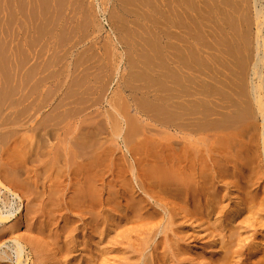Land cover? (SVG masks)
<instances>
[{"label":"bare ground","instance_id":"bare-ground-1","mask_svg":"<svg viewBox=\"0 0 264 264\" xmlns=\"http://www.w3.org/2000/svg\"><path fill=\"white\" fill-rule=\"evenodd\" d=\"M39 1L41 0H38V2ZM45 1H48V0H45ZM63 1H64V4L66 3L65 9H68V10L71 9L72 11L79 9L80 8L79 6H81V3L87 2L85 0H84L85 2H82L81 0V3L79 5L78 3L80 2V0H62L61 1L62 4H63ZM90 1H91V4H93V2H96L97 0L93 2L92 0ZM122 1L124 0H121L120 3H122ZM128 1L130 2V0ZM243 1L244 0H242V2ZM17 2H16V6H17ZM38 2L31 0V2L28 3V0H26L23 5H27L26 3H28L29 5L34 6V4L35 3L38 4ZM59 2L60 0L58 1V3ZM127 2L125 1V3ZM152 2H154V4L157 6V9H159V10H156V9L155 10L152 9V10L160 12V17L159 19L157 18L158 22L161 20L160 21L161 26L159 25L160 29H158L160 30V33H159L160 36L159 38L158 36L156 37L158 40L161 38V41L159 40L160 42H158L157 40V42L160 44L162 43L161 46H159L158 44V48H159L158 53L161 50V53H160L161 56L160 54L156 52V56L159 55L161 59V63H160L161 65L160 66L158 64H157L158 66L156 65V63H159L160 61L159 62L157 61L155 63L152 62L156 66V69L157 67L158 69L161 68V71L158 70L159 74L157 72V74L160 75V79L158 80L161 81V86H158L159 88L155 87L156 89L154 88L155 91H159L157 89H160V87L162 88L160 90V94H158L159 95L158 100L160 101L161 106L159 107L158 106L159 104L155 106L156 108L158 107L159 109L162 107L161 109L162 111L161 112L158 111L157 115H159V113H162L164 117L163 118L160 117V120H159L158 116L157 118L156 116H154L157 119V120H154L152 118L154 113L153 114L150 113V112H153V110L151 111L149 110L150 111L149 112L145 109L146 110L145 113L146 112L150 113L151 119L165 126L166 132H167V135H169V138H167V140L165 141L155 140L152 137H147L145 138V140H143V138H141L140 135L141 134L143 135L145 133H149V134L152 133V131L155 130L154 125L156 124L149 122L147 124L142 125L138 123L139 126H137L136 124L137 121H136L135 123L136 125L131 124L132 126L131 125L129 126V123H128L129 121L128 122H126V120L124 121L123 113L120 110H117L118 108L114 106L117 103H115L112 106L110 105L112 107L111 109L115 110V112H112L111 109L107 110L108 115L106 114L105 115L107 116L106 119H107V122L109 123V126L107 127V125H105L103 127L102 125V127L103 128L107 127L106 128L107 132L108 130L109 132H111V134L109 133L111 138H115V139L121 138V142L127 153L131 154L136 148H140V147L145 148V154L143 157L140 158L142 160L139 162V165H142V171H141L142 174L135 175L136 184H134L131 187V189L129 190L130 192L128 190H125L122 194H120V193H116V191L118 190H113V189L110 190L108 185L99 178L97 165L99 162L98 149L100 147V142H99L98 135H97L98 133H96V131L98 132V130H94L93 128L89 129L90 127L89 118H88L89 119L88 121L86 120L87 122H85V124L82 123L84 125H80L81 121H79L78 126H80V128L78 127V129L73 127V125H69L75 128L74 130H71L72 132H70L69 130L70 127L66 126L65 135L66 134L67 135L62 140H59V141L52 140L53 136H55L58 139L61 135V132L58 131L59 129L55 130L58 128V125L57 127H55L54 130L51 127L50 128L52 130L51 129L49 130V128L47 129L46 127L45 128L43 127L44 129H47L44 132L45 139L42 137L43 138L41 139L42 141L40 140L37 141L38 137L36 136V133L38 134V131L36 129L38 128V120L44 118L45 116L36 120L37 116H35L34 114L36 112L35 110H33L35 111L34 113L31 112L28 114V112H30V110L28 111V108L30 109L32 105L34 106L33 103L36 101V100L34 101L35 96H32L33 99L31 98L33 100V103H30L32 102V100L30 101L29 99L30 101L29 103L31 104V106L26 107L27 106L26 105L24 107V109L26 108L28 112H25L26 109L21 110L20 109L21 107H19L18 109H20V111L16 108L18 110L16 112L18 113V115H15V116H12L13 111H16V110H13L14 109L12 106L14 103V99H13L12 100L13 103L11 105L12 107H10L13 109H12V113L10 114L13 118L16 119V121L18 119L19 120L18 122H16L12 119L14 122H16L15 124L11 120L14 123L13 124L10 121V117H11L10 115L8 119L10 123L13 124V126L18 124L16 127L18 126L21 127L20 132L22 134L21 133L20 134L21 136H24V137H21L20 135H18L20 139L19 141L16 140L17 139L16 137L18 136L15 137L16 138L15 140L17 141L18 144H16V142L12 144L14 145V149L10 143L8 144V147L4 145L5 149H1L2 151L0 150V185H3L5 188H7L8 192L11 193L12 196H15V197L17 196L19 197V195L18 193H16L17 190L14 191V189L15 188L21 189L20 193L25 194V199L27 202L24 205L25 209L20 213L23 219H21L20 217V219H18L11 226H8V228H5V229L1 228L2 230H0V245L4 243L5 239H8V238L10 240H13L15 244L14 246L15 252L13 255L4 250H3L4 252H0V264H264V95L262 94V92L264 91H261L263 90L262 88H264V72L262 71V63L264 60L261 57L262 56L261 52H260L261 56H259L257 51H256L257 53L255 52L254 54L250 51L249 48H247L248 46L245 45L247 44V42L239 43L241 42L240 36L243 33L246 34V32H247L246 34L247 37L245 36V34L243 35L247 38L248 43H249L250 36H251L249 35L250 34L249 30L252 26L251 24L257 25L258 31L262 29L261 24L263 22H261L260 19L264 17V10L261 8L262 4L260 8L258 7L259 5L258 3H260L261 1L258 2V0H252V2H254L252 5L253 11L255 10L253 12L254 15L250 16V13L249 14L244 13L248 15V17L246 15L247 19L245 20L246 21L245 25L247 26V27L245 26L247 28L246 32H244L245 30L243 29L244 23L243 22L241 23V20H242L241 17L244 15V14L243 15L241 14L242 9H243L242 6H244L243 4H241V0H131V3H128L129 5L127 4L126 5L128 6V8L130 7V5L131 7H133L131 9L132 10L131 12H133V10L135 11L137 10V12L145 11V13H147V16L149 17V13L151 11L148 13L147 10H149L151 7L153 8V6H151L153 4ZM5 3H7V1L4 2V7L6 6L7 8V5H5ZM18 3H21V2L19 1ZM54 3L52 2V4ZM42 4H44V2ZM42 4L40 5L39 3L41 7H44ZM91 4L90 6H93ZM245 4L247 5L248 2ZM20 5L19 7L21 9ZM263 5H264V2H263ZM33 6L31 7V10L29 8L30 14H33V12L35 11L34 7H36V9L38 8L37 6H34V7ZM50 6L52 7L51 4ZM56 6L53 7L52 10H50L51 7L50 8L48 7L49 12H57V10L61 6L60 7L59 6L56 7ZM63 6L61 7V9H64ZM247 6H249V4ZM247 6H244V8ZM26 7L28 8L29 6H26ZM26 7L25 6L23 7L25 8V11H26ZM118 7H121L122 9V6H119V4H118ZM32 8L34 9V11H32ZM55 8L56 9L58 8V9L56 11L55 10L53 11V9ZM20 9L17 11L22 12L20 11ZM61 9L59 10L62 11ZM110 9L112 13L114 8L110 7ZM125 9L128 10L127 8ZM125 9L123 8L124 12H126ZM249 9H246V11L248 12ZM6 10L7 9H5V12ZM39 10L45 11V8L44 9L40 8ZM48 10L46 9V11ZM83 10H85V7ZM25 11L24 13H22V15L24 14L23 16L27 14V13L25 14ZM72 11H71V14L74 15ZM86 11L89 12L90 9L89 11L88 10ZM76 12L78 13V10ZM238 12L242 16H240ZM36 13L38 15V11ZM40 13H44L45 15L48 14V12L45 13L43 11H40ZM63 13L64 12H62L61 14ZM141 13L139 12V13H136L135 15L139 14V17L140 16L144 17V15L142 16ZM28 14L25 16L27 18L26 20H29L31 19L30 17H32V16H29L30 14L29 15ZM53 14L55 15L56 13H53ZM61 14L59 16H61ZM112 14H114V12ZM68 15H70V13ZM78 15L76 16L75 14V17H78ZM84 15H85L84 18L86 20L83 18V15L81 16L84 19L83 21L85 22L87 21L86 17H89V16H86L88 14H84ZM89 15H91L92 17V18L90 17L91 21L94 22L95 17H94V20H92L93 15L92 14H89ZM117 15L118 13L115 15V18L118 19L119 17ZM40 16L38 19H42V17L40 18ZM113 16L114 15H111V17ZM147 16L144 17L145 21L146 19L150 18V17L148 18ZM150 16H153V13L152 15L150 14ZM25 17L23 18L20 17V18L25 19ZM45 17H43V19ZM123 17H125V15H123ZM153 17H154L153 20L156 23V20H155L156 16H153ZM20 18H18V21ZM51 18L53 19V17ZM71 18H74V17H71ZM71 18L69 16V18L67 17L66 20H69ZM82 18L79 21H77L78 20L77 18L76 21L79 22L78 24H80V22L83 23V21H81ZM135 18H134V21H135ZM52 19L50 20V18H48V20L50 21H52ZM60 19H58V21ZM62 19H64V17ZM123 19L126 20V17ZM151 19L152 18H150L149 20ZM244 19L242 21H244ZM42 20H38V22L36 21L37 24ZM48 20H46L47 23H48ZM66 20L65 22H67ZM137 20L139 21V19H136V21ZM24 21L22 20L20 22H24ZM30 21H32V19L29 20L28 22L30 23ZM54 21H57V19ZM54 21L52 23H54ZM70 21H73V20H70ZM116 21L119 22V20H116ZM116 21H114V23ZM238 21L240 22L237 23ZM5 22H7V19ZM20 22H18L19 23L18 26L20 25ZM28 22L25 23L27 24V26H28ZM34 22L35 21H33V23ZM124 22L126 26L127 23L126 21ZM137 22H134V25L135 23L137 24ZM139 22H141V25H139V27L143 25L147 26V24H143L144 23L143 21H139ZM33 23L31 27H29L30 26L29 24L28 26L29 29H34ZM41 23L43 22H40L38 25L36 24V26H39ZM97 23L96 22L95 24L92 23V25L94 24L93 27L96 26ZM119 23H123V22H119ZM150 23L153 24V22H150ZM23 24L21 23V25L23 26L22 29L25 28ZM44 24L45 23L41 25L43 30L46 28V26L44 27ZM67 24L70 25V22ZM52 25L50 26L49 24L50 27L54 28L56 23H54L53 26ZM63 25L61 26L62 28H63ZM76 25L74 26V23H73V25L71 24L70 26H72V28L73 27L77 28ZM87 25H88V22H87ZM18 26H17V29H19ZM84 26H86V23L84 24ZM114 26L116 27L117 25L114 24ZM121 26H119V28ZM127 26L124 27V24H123V27H121V29L125 28V30L123 29L122 30L130 31L131 29L130 30L126 29ZM135 26L131 28L135 29ZM145 26L142 28L143 30L141 28L140 29L137 28L135 30L137 31L141 30L144 32ZM50 27L49 29L47 27L46 34H52V31L55 30V29H50ZM79 27L81 28L83 27V25L82 26L79 25ZM93 27L92 29L95 28ZM136 27H138V25ZM148 27H146L145 29L146 32H148L147 30H152V28L150 29V26ZM35 28L37 29V27ZM42 28L38 27L43 37L44 35L43 33H45V30L42 33L41 31ZM87 28H86V31H87ZM65 29L67 30V27H65L62 30H65ZM134 29L132 33L137 34L136 36L142 38L141 40L144 41V39L145 40H148V38L151 39V37L145 36V32H144V36L146 38L141 37V35L138 36V32L134 33L135 31ZM238 29H240V32L241 30L242 31L244 30L243 33L241 32L242 34H239ZM25 30H26L27 36L25 35L26 39L23 37V40L24 39L27 40V37H29L31 34L34 38L33 39L34 41L35 40L39 41V39H41V35L39 36L40 37L39 39H36L37 34L38 33L40 34V32L38 33L35 32L36 34H34L33 33L34 30H32L33 32L30 31L31 32L30 34V33H27L28 29L25 28ZM49 30H51L50 31L51 33L48 32ZM59 30H58V33H60ZM4 31L6 32V29ZM84 31H85L84 29L83 31L82 29L80 31L83 33V36L85 34ZM90 31H94V30H91L90 28ZM66 32L67 31H65V33ZM75 32L76 31H72V33L74 34V37L77 35L76 34L77 32L76 33ZM151 32L155 33V30H152ZM69 33L67 37L65 36V38H67V40L65 41H68V38L69 40L73 39L71 38L73 37L71 36L72 34L69 35ZM86 33H89V32H86ZM129 33L130 32H128L127 34ZM22 34L24 36V33ZM17 35H19L18 30H17ZM34 35H36L35 36L36 38L34 37ZM61 35H60V38L58 35H56L57 38L55 37V39L57 40V43L55 42L56 41L55 39L53 41L54 43H56V45L58 43L62 44L60 43L61 41L64 43V41L61 40V37H62ZM64 35L65 34L63 32V36ZM252 35L254 36V34ZM256 35L257 34H255V36ZM244 36H243V39L245 40L246 38H244ZM48 37H53V36L49 35ZM130 37L132 40L133 38H137L135 37V35L133 37L131 33H130ZM257 37H256V41H257ZM31 38L32 37H30L29 40H31ZM76 38L75 40H77ZM19 39L22 40V35L21 37H19ZM138 39H137V42H138ZM21 40L19 41L22 42ZM42 40H45V39H42ZM80 40H82V38H80ZM28 41L27 43L29 45L31 42H33L32 40L31 42H28ZM45 41H43L44 45L45 44L48 45V42L45 43ZM78 41L77 43H79ZM253 41L255 42V40L252 39V42ZM73 42H74L73 46L76 45L75 41ZM36 43L38 44V42L37 41L35 42L34 44L35 46L28 45V48L32 47V50H33V47L37 46ZM50 43H52V40L51 42H49V44ZM258 43L256 42L255 44L258 45ZM17 44H19V42ZM21 45L24 47L23 43H21ZM21 45L19 44L17 45V47L18 46L21 47ZM69 45L71 44L69 43ZM250 45L252 44L250 43ZM257 45L256 47H253L254 48L253 50L259 49ZM38 46H39L38 50L40 52V48L43 46L41 47L40 45ZM46 46H44V48L45 49L48 48L49 51L54 49L52 47V49L50 50L51 48L50 45H49L50 48ZM62 46H63L62 49H64V44H62L60 47ZM25 47L27 49V45ZM67 48L65 47V49L68 51L70 46L68 49ZM19 49L20 50L22 49L24 54L27 55L28 53L32 57L33 54H31V51L25 53L26 50H23L22 47L18 48V50ZM55 49L58 50V48H55ZM62 49H60V51H62ZM65 49L63 51H65ZM247 49H249V52ZM38 50L36 51L33 50V51L37 52ZM44 51L42 53H44ZM58 51H56V53L59 55L60 51L59 53ZM67 51L65 52L67 53ZM70 51H69V54H70ZM26 55L24 59H27ZM30 55H27V57H29ZM38 55H40V53L37 52V55L36 56L33 55V56L37 57ZM41 55L38 57H41ZM47 55L49 54L47 53ZM64 55L65 57L67 56L64 53L63 55L60 54V57ZM18 56H19L18 61L20 60L21 62V66L19 65L18 66L21 68L23 65L22 64L23 62H22V59H20L21 56L20 55ZM88 56H89V53H88ZM31 57L29 58L31 59ZM46 57H49V56H46ZM55 57L57 58V59L55 58L56 61H59L58 60L59 57L57 56ZM65 57H62V58H65ZM89 57H91V55ZM62 58H59V59L61 60ZM30 59H27V60L30 61ZM41 59L42 58H40V61L39 59L37 61L39 62V64H37V62L35 61L36 59H35L33 62L34 68L30 64L31 67L35 69L37 67V66L35 67L36 64L40 65L42 61ZM52 59H54V57ZM87 59L85 58L86 60L85 62L88 61ZM46 60L47 59H45V61ZM48 60H49V63L51 64H49V66L46 67L47 69L52 64H54L52 65V67L56 66L57 64L60 65V63L55 64V60L53 61L54 63H52L51 59H48ZM48 60L46 62H48ZM90 60L92 64V59L90 58L89 61ZM154 60L155 59L153 58V61ZM29 61H27L26 64H28ZM65 61L67 62L66 59L64 60V62ZM143 61H145V63L147 61L151 62L149 58L147 59V61L146 59ZM74 62H73L74 68H72L73 71H69V70L68 71L75 75V70H76L75 67L77 63H79V65L81 64H80V61L78 60ZM81 62H83V60ZM139 63L140 62L133 63V66ZM142 63L143 62H141V64ZM148 63H146L147 65L145 64L146 68L148 67ZM44 64L46 65L45 62ZM63 64L64 63L62 62V65ZM68 65H66V68L68 67ZM92 65L95 66V64H92ZM150 65L152 66V64ZM137 66L141 70L144 71L143 73L146 72V70H144L143 67H140L139 65ZM19 67H18V70L20 73L21 69H19ZM42 67L45 69L44 66ZM58 67L59 66H57V68ZM153 67L151 68L155 71ZM25 68L27 67L25 66ZM29 68H28V72H30L29 74H31L33 70ZM43 68L41 70H43ZM57 68L55 67L54 69L56 70L60 69V67L58 69ZM63 68L65 67L62 66V70ZM86 68L87 67H85V64H84V68L81 67V70L79 68V72L82 71L80 73H83L84 72L83 69L85 70ZM91 68L93 69V67ZM24 69H22V71ZM54 69H53V72L55 71ZM92 69L90 70V67H89L87 71L85 70V72H88V76H89V72H91L90 75L92 74ZM41 70L37 69V71H41ZM46 70H43V72H45ZM132 70H134L135 73H139V71L136 72L137 68L136 70L134 68ZM149 70L151 69L149 68ZM25 71L27 72L26 69ZM154 71H151V73L153 72L152 73L153 75L156 74V72L154 73ZM53 72H51V75H49L51 76V78L53 76L59 75ZM58 72L56 71V73ZM49 73H50V70L48 71V73L47 71L46 73H43L44 74L43 76L41 72L43 77L40 74L39 76H41L43 79L45 75ZM143 73L140 72L141 74V75L139 74L140 77L143 76L144 78H147V77L152 78L153 76V75L144 76L145 74ZM52 74H55V75L52 76ZM22 75L24 76L26 74L22 73ZM22 75H18V78L21 79V77H23ZM136 75H134L136 78L139 77V75L138 76ZM26 76L28 77V75ZM34 76H37V75L34 74ZM39 76L37 78L40 79V83H37L38 79L36 78L34 79V77H32L33 80L37 81V82L35 81L36 87L33 82L31 83L34 85H31L30 83V85L28 86V87L34 86L35 88L32 87V90L31 88L29 89L27 87V85L29 84V81L27 82V85H24L26 84L25 80L27 79L25 76L24 77L26 79H24L25 82L23 83H22L23 78L21 79V81H18L16 78L17 76H16L15 78L17 82L19 83L15 82V88L21 82L23 86H26L29 89V92L32 91V93H34L33 92L35 91L34 89H36L37 87L40 88V85L37 86V84H41V81H45L46 79L45 78L44 80H42L41 78H39ZM72 76H73L72 74L71 76H69L71 80H72ZM76 76H78V74H76ZM82 76L83 78L84 76L86 77L87 73ZM143 77L141 78V80L143 79ZM32 78H30L31 81H33ZM48 79H46V81ZM57 79H58V76H57ZM63 79L65 80L66 78H63ZM88 79L89 81L91 80L90 78ZM93 79H96V78H93ZM147 79L145 80L146 82H147ZM58 80L53 81L52 83L56 82V84L58 83L61 84L60 81L58 82ZM62 80L61 82L63 83ZM71 80L70 81L68 80L69 82L66 84L67 85L70 84ZM74 80L77 81L79 80V78L77 77ZM83 80L84 79H82L81 81ZM85 80L82 83L86 84L87 82ZM159 81H157V83ZM77 82L76 84H79ZM90 82L94 84L96 81L94 83L92 81ZM90 82H89V85L87 84L88 85L87 87L91 86L89 89H92L94 85L92 84L90 85ZM153 82H154L153 84L150 81L147 82V83L152 84L150 88L157 86V83L156 85H154L155 79H153ZM48 83H45L47 84V87H45L46 89L50 87V82ZM71 84L74 85L73 80ZM145 84L143 87L147 85ZM20 86L18 87L19 91L21 88ZM53 86L55 88L56 85L54 84ZM53 86H51V88L53 89V91H56L55 89H57L58 86L55 89L53 88ZM75 86L79 87V85H75ZM26 87H24L21 91H24ZM69 87L70 85L67 88ZM147 87H149V84ZM71 88L75 90L73 86ZM94 88L96 89V87ZM51 90L49 91L51 92ZM78 90L79 89H77V91ZM84 90H83V95L82 94L78 95L79 98L81 99V103L79 102L80 100L78 99L77 96H75L77 98L70 97L73 94L75 95L77 91H73L74 92L73 93L72 90H70L72 94L69 90L67 91L69 92V94L67 92H63V93L65 94L67 93L66 95L68 96L70 95L69 97L71 99H74V100L77 99L76 101L78 103L84 104L85 101L82 102V97L80 96H84L85 93H89L88 91H90L86 89L85 91L87 90L88 91L84 93ZM137 90H140V89H137ZM46 91L48 93V90ZM46 91L44 92L46 93ZM53 91L52 93L55 94ZM80 91H82V89ZM17 92L18 90H16V94ZM20 92L18 95L19 96L23 95L22 101L24 102L26 98V95L24 94L27 93V91L24 94H22L23 92L22 93ZM44 92L43 94L45 95ZM153 93L156 94V92H153ZM153 93L151 96H153ZM37 94L35 95L37 96ZM51 96L53 95L51 94ZM51 96H48V98L46 96H43V97H45V101H46V98L49 99V97ZM16 97H15V101H16ZM28 97H31V96H28ZM60 97L61 96H59V98ZM69 97H67V99H70ZM84 97L87 98V96H84ZM59 98L58 100L56 99L57 104H58V101L59 102L62 101L61 98L60 99ZM122 98L124 99L123 102L125 101L126 103L127 100L125 99V96ZM71 99L70 101H73ZM40 100L38 101L39 103L41 102L45 103L42 97ZM151 100L153 101V99ZM151 100L149 98L148 102H150ZM64 101L66 102V100ZM64 101H62L60 105L58 104V107H60ZM70 101L67 100L66 103L69 104ZM76 101L74 102L77 103ZM154 101L152 102V105H154L153 104L155 103ZM16 102H15L16 104H21L18 102V97H17ZM38 102H36V104ZM120 102L122 106L123 104H125V103H122V101ZM78 103L75 106H77ZM91 103L94 105L93 102ZM53 104H55V102ZM57 104L54 106H57ZM80 104L78 105V107L83 109L82 108L83 106L80 107ZM121 104L117 106H121ZM126 104H129V103H126ZM133 104L135 103L133 102ZM49 105H50V101H49ZM50 106H49V110L52 107ZM129 107H130V104H129ZM10 108H6V109H8V111H11ZM156 108L153 107L154 110ZM64 109L67 110L68 108L67 109L64 108ZM36 110H38V108ZM53 110L55 109H51V111ZM65 110L59 109V111H61L58 113L59 115L57 114V112H54V114L56 113L55 115H58L57 118H60L61 117L60 114H62V111L64 112ZM75 110L77 109L75 108ZM4 111H7V110L4 109ZM4 111H1L0 109V112H4ZM72 111L71 112L68 111L70 113H67L66 111V113L69 115L65 113L67 117L64 119L69 118L68 116L72 117V115H70ZM77 111H79V109ZM124 112H126V110H124ZM154 112L156 113V111ZM6 113H9V112H6ZM75 113L77 114L76 111ZM65 114L63 113L62 116H64ZM72 114H74V112ZM76 114L74 116H76ZM4 115H2V117ZM16 116H19L20 118ZM26 116H27V120H25ZM135 116L136 115H134V118ZM5 118L3 119L5 120ZM91 118H93L92 121H95L94 117H91ZM3 119H2V122H4ZM44 119L42 123L43 125L39 122L41 124V125L39 124L40 129L42 126H45L46 124L45 122H47V120H45L44 122ZM103 119H104V116L102 120ZM40 121L42 122V120ZM70 121L71 119L69 120V122ZM73 121L71 124H73ZM92 121L91 123H94ZM77 123H78V120H77ZM101 123L105 124L106 122L104 123L102 121ZM52 124H57V123L53 122ZM58 124H60V121ZM98 124L100 123H97L96 125ZM2 125L6 126L5 122ZM46 125L48 126V123ZM95 127L97 129L99 126H95ZM100 127L98 129H100ZM6 129L7 128H5V130ZM9 129H11V127H9ZM0 130L5 131L4 129H0ZM14 130H12L13 132L9 130L12 134H9L7 132V138L13 136L12 139H14L13 133L14 134L18 133V131L16 133V131ZM29 131L30 133H28ZM68 131L70 132V136H69ZM34 133H35V137H37L35 141H34ZM39 133H40V130H39ZM41 136H43L42 133H41ZM172 137H174L175 139L170 140V138ZM2 138H6V137H4L3 135ZM7 140L8 139H6L5 144L8 142ZM3 141L4 139L2 140V142L0 140L1 144H3ZM133 141L136 145H132L131 142ZM10 148L13 149L14 152L17 151L19 148V152L18 151L17 152L19 153L18 158L21 161L20 160L18 161L16 157L17 152H15L14 154ZM15 148L17 150H15ZM26 151L34 153L35 157L33 155L30 157L31 159L32 157H34L33 160L38 161L37 164H35L33 167L28 165L29 155L26 153ZM12 153H13V156L11 157L14 158V155L16 157L14 158V161L13 160L11 161L10 157H8L9 154H12ZM84 155L88 156V159H89V163L87 164L88 166L82 162V159L79 160L80 158H83ZM25 156L27 157V160ZM15 160H17L18 162ZM70 161L71 163H76V168L78 170V172L76 173V178H75L76 186H75L73 193L68 192L67 195L68 196L70 195L69 199L64 201L63 204L61 203L58 204L60 206V209L58 211L61 213L63 223L61 227H58L55 225L56 230L54 232H51L54 228L52 227V225L49 226V224H45V226H43L41 221H35L34 219L38 215V211H39L38 208L42 206L41 204H37V198L38 196H40L37 189H38L39 184L45 187L46 183L50 181L49 171L54 165H56L54 167H56L57 170H60V171L66 170L68 172V169L70 170L69 168L71 164ZM134 161L135 163H137L135 159ZM41 171H42V174H41L42 176L40 177L36 176ZM34 176H36L37 179L35 178L32 179L33 180L32 182L30 178ZM29 191L30 193H27ZM9 202L10 200L8 196L7 198L6 197L2 198L0 196V221L2 223L5 222V220L9 219L13 215L12 211L2 209L3 205H4V208H6ZM36 204L40 205V207H38ZM113 204L117 205L116 208H114ZM192 218L193 220L191 221ZM194 222H198L197 228H201L200 233L203 234V236H200L201 238H199V234L189 233L190 228L193 227ZM57 228H58V232H57ZM192 236H194L196 239H200V240L202 239L203 241L202 242L203 245L199 247L201 249L197 251L195 250V252L193 251V249L190 248L191 241L189 240V238Z\"/></svg>","mask_w":264,"mask_h":264},{"label":"rangeland","instance_id":"rangeland-1","mask_svg":"<svg viewBox=\"0 0 264 264\" xmlns=\"http://www.w3.org/2000/svg\"><path fill=\"white\" fill-rule=\"evenodd\" d=\"M7 1V3H5V5H7V8H6V6L4 7V2H6ZM20 1L21 3H18V2ZM25 1L26 0H23V1H21V0H0V91H1V93H0V109H1V111H4V109L5 110H7V111H4V112H0V124H1V126H0V129H4L5 130V128H7L5 131H1L0 130V133L1 134H3L4 132H6V133H4L3 135H4V137H6V138H2L3 137V135H1L0 134V136H2V137H0L1 139V142H2V140L4 139V141H3V144H1V142H0V144H1V146H0V150L1 149H5V146L6 147H8V144H10L11 143V145L12 144H14L15 142H16V144H18L17 143V141L16 140H20L19 139V136L18 135H20L21 136V132H20V129H21V127H16L17 125H14L13 126V124L15 123L16 124V122H18V120L16 121V119L15 118H13L12 116H15V115H18V113H16L18 110L20 111V109L22 110V109H24V107L26 106V107H28V106H31V104L30 103H33V97L32 96H35V99H34V106L32 105L31 106V108L29 109L28 108V111L30 110V112H28L27 111V109H26V111L25 112H28V114L29 113H31V112H35L34 114H35V116H37L36 117V120H38L39 118H42L43 116H45L44 118H42V119H39L38 120V128H39V130H40V133H39V130H38V128L36 129L37 131H38V134L36 133V136L38 137V139H37V137H35V133H34V141H35V139H37V141L38 140H40V141H42L41 139H45V137H44V132H45V130H47L48 128H49V130L52 128L53 130L55 129V127H57V125H58V128L57 129H55V130H58L59 132H61V135H60V137L57 139L55 136H53L52 137V140H54V141H59V140H62L66 135H65V129H66V126L68 127L69 125H73V127H75V128H77L78 129V127L80 128V126H78V124H79V121H81V123H80V125H84L85 124V122H87L89 119V122H90V127H89V129L90 128H93L94 130H98V132L96 131V133H98L97 135H98V139H99V142H100V147H99V149H98V151H99V162H98V165H97V170H98V173H99V178L102 180V181H104L107 185H108V187L110 188V190L111 189H113V190H118V191H116V193H120V194H122L125 190H130L131 189V187L134 185V184H136V174H142V165H139V162L142 160V159H140L141 157H143L144 156V154H145V148L144 147H140V148H136V149H134V151L130 154V153H127L126 151H125V149H124V147H123V144H122V142H121V138H119V139H115V138H111V136H110V134H111V132H109V130H108V132H107V127L109 126V123L107 122V116L106 115H108V112H107V110H110L112 107V105H114L115 103H117L116 105H114V106H116V108H118L117 110H120L122 113H123V115H124V121L126 120V122H128L129 123V126L131 125V124H135L136 123V121H137V126H139L138 125V123L139 124H142V125H144V124H147V123H149V122H151V123H153V124H156V125H154V131H152V133H145V134H141L140 136H141V138H143V140H145V138H147V137H152L153 139H155V140H163V141H165V140H167V138H169V135H167V132H166V128H165V126H163L161 123H159V122H155L154 120H157L156 118H157V116L159 117V120H160V117H164V115L162 114V113H159V115H157L158 113V111L159 112H161L162 110V107L159 109L158 107L156 108V106H157V104H159L158 106L160 107L161 106V104H160V101L158 100L159 99V95L158 94H160V90L162 89L161 87H160V89H157V90H159V91H155V89L156 88H159L158 86H161V81H159L158 79H160V75H158L159 74V72H158V70L159 71H161V68L160 69H158V67H157V69H156V66L154 65V63L155 62H159V63H156V65L158 64L159 66L161 65L160 63H161V59H160V57H159V55H157L156 56V52L158 53V50H159V48H158V44H159V46H161V44L160 43H158V42H160L161 41V38L158 40L157 39V37L156 36H158V38H159V36H160V30H158V29H160L159 27L161 26V20L158 22V20H157V18L159 19V17H160V12L158 11H154L155 9L156 10H159V9H157V6L154 4V2H152L155 6H156V8H155V6L152 4L151 6H153V8L151 7L149 10H147V12L149 13L150 11L153 13V16H156V23H155V21L153 20V16H150V14L152 15V13L150 12L149 13V17L150 18H152L151 20H149L150 18L147 16V13H145V11H139L141 14H142V16L144 15V17H148L149 19H146V21H145V18L144 17H139V14H137V15H135L136 13H139V12H137V10L135 11V10H133V12L135 13H133V12H131L132 10V8L133 7H131V5H130V7L128 8V6L127 5H129L128 3H131V0H130V2L128 1V0H124V1H122V3H120L121 2V0H92V2L93 1H96V2H93V4H91V1L90 0H85V1H87L86 3L88 4H86V3H81V0H80V2L78 3L79 5H80V3H81V6H79L80 8L79 9H76L75 11L73 10H71V9H65V4H64V1H63V4H62V0H60V5H59V3H58V1L59 0H55V1H53V0H48V1H45V0H41L42 1V3L44 2V4H42L41 3V1H39L38 2V0H34V1H37L38 2V4L37 3H35V4H37V5H39V3H40V5L42 4L44 7H41L40 5L39 6H37V5H35L34 4V6H37L39 9L41 8H45V11L44 10H39L38 8L36 9V7H34L33 5V7H34V9H35V11H34V9L32 8V11H34L33 12V14L36 16H34L33 14H30L29 13V11L31 10V5H29L28 3H30L31 2V0L29 1L28 0V3H26L27 5H23L24 3H25ZM33 1V0H32ZM84 0H82V2H85ZM106 1V2H105ZM108 1V2H107ZM116 1H118V2H116ZM125 1L127 2V3H125ZM246 1V2H245ZM261 1V2H260ZM16 2H17V6H16ZM52 2L54 3V2H56V3H54V4H52ZM103 3V5H102V3ZM113 2V3H112ZM244 2V3H243ZM242 2V0H241V4H243L244 6H247L248 4H249V6H247V7H245L244 8V6H242L243 7V9L242 8H240V9H242V15L244 14V13H247V14H249L250 13V16H252V15H254V11H253V8H252V5H253V3L254 2H252V0H244ZM248 2V4L246 5L245 3H247ZM258 2H260V3H258L259 5H258V7L260 8V6H261V4H262V6H261V8L264 10V5H263V0H258ZM52 5V7L50 6V4ZM95 3V4H94ZM105 3V4H104ZM107 3V4H106ZM117 3V4H116ZM125 3V4H124ZM252 3V4H251ZM20 4H22V5H20L21 6V9H20V7H19V5ZM32 4H33V2H32ZM47 4H49V5H47ZM61 4H62V6L64 7V9H61ZM77 4V5H78ZM90 4L91 5H93V6H90ZM113 4V5H112ZM118 4H119V6H122V9H121V7H118ZM127 4V5H126ZM47 5V6H46ZM54 5V6H53ZM61 6L59 9H61L62 11H60L58 8V10H59V12H60V14L62 13V12H64L63 14H61V16H59L60 14H59V12H58V10L55 8V9H53V11L55 10H57V12H58V14H57V12H49V8H50V10H52V8L53 7H55V6ZM84 5H86V6H84ZM110 5H112V6H110ZM124 5V6H123ZM26 7V6H29L28 8L26 7V11H25V8H23V7ZM31 6V7H30ZM56 6V7H57ZM85 7V10H83L84 9V7ZM104 6V7H103ZM114 6V7H113ZM240 6V7H241ZM49 7V8H48ZM110 7L111 8H114V9H116V7H117V9L116 10H114L113 9V12H114V14H112L111 13V9H110ZM7 9L6 10V12H5V9ZM29 8H30V10H29ZM87 8V9H86ZM123 8L125 9V8H127L128 10H126V12H124V10H123ZM250 8V9H249ZM4 9V10H3ZM20 9V11H22V12H19V11H17V10H19ZM25 11V14L27 13H29L28 15L29 16H32V17H30L31 19H32V21H30V23L28 22L29 20H31V19H29V20H26L27 18L25 17V16H23L22 15V13H24V11ZM46 9L48 10V11H46ZM81 9V10H80ZM89 9H90V11H89ZM97 9V10H96ZM104 9V10H103ZM109 9V10H108ZM152 9H154V10H152ZM245 9V10H244ZM246 9H249L248 10V12L246 11ZM68 10V11H67ZM78 10V13L76 12ZM80 10V11H79ZM83 10V11H82ZM86 10H88L89 12H87ZM97 12H96V11ZM32 11H31V13H32ZM38 11V15H37V12ZM40 11H43V12H45V13H47L48 12V16L47 15H45L44 13H40ZM71 11L74 13V15H72L71 14ZM128 11V12H127ZM155 13H154V12ZM245 11V12H244ZM250 11V12H249ZM16 12V13H15ZM70 13V15H68L69 13ZM86 12V13H85ZM92 12V13H91ZM116 12V13H115ZM120 12V13H119ZM131 12V13H130ZM157 12V13H156ZM238 12V14L240 15V16H242L240 13ZM21 13V14H20ZM50 13V14H49ZM52 13V14H51ZM53 13H56L55 15L53 14ZM80 13H82V14H80ZM118 13V19L117 18H115V15ZM133 13V14H132ZM144 13V14H143ZM159 13V14H158ZM75 14H76V16L78 15V17H75ZM84 14H88V15H86V16H89V17H86L87 18V21H83L85 18H84ZM89 14H92L93 15V19L92 20H94V17H95V20H94V22L93 21H91V15H89ZM121 14V15H120ZM140 14V15H141ZM146 14V15H145ZM247 14H244L242 17H241V19L243 20L244 18V21H242L241 20V23L243 22L244 23V32H246V19H247V17H248V15ZM18 15V16H17ZM20 15V16H19ZM40 15H42V16H40ZM44 15V16H43ZM51 15V16H50ZM58 15V16H57ZM67 15V16H66ZM81 15H83V18H82V16ZM111 15H114L113 17H111ZM123 15H125V17H126V20L125 19H123V18H125V17H123ZM246 15H247V17H246ZM29 16H27V17H29ZM38 16V17H37ZM39 16H40V18L42 17V19H43V17H45L43 20L42 19H38L39 18ZM59 17V18H57V17ZM65 16H66V18L68 17L69 18V16H70V18L71 17H74L75 18V20H74V18H71V19H69V20H66V18H65ZM80 16H81V18H82V20L81 21H83V23H81L80 22V24H78L79 22H77V21H79L81 18H80ZM116 16V17H117ZM131 16V17H130ZM136 18H135V17ZM138 16V17H137ZM20 17H25V19H22V18H20ZM51 17H53V19L54 20H56L57 19V21H58V19H60L61 17L63 18L64 17V19H60L59 21H58V23H57V21H54ZM91 17V18H90ZM130 17V18H129ZM244 17V18H243ZM7 19V22H5L6 21V19ZM18 18H20L19 19V21H18ZM48 18H50V20L52 19V21H50V20H48ZM77 18H78V20H77ZM132 18V19H131ZM134 18H135V21H134ZM141 18H143V19H141ZM261 18V17H260ZM42 20V21H40V22H43V23H45L44 24V27L46 26V28L44 29L45 30V33H43V28H42V26L41 25H43V23H41L39 26H36V24H37V22H38V20ZM88 19H89V21H90V23H89V21H88ZM121 19V20H120ZM128 19V20H127ZM136 19H139V21H143L142 23L143 24H147V26H145V25H143V26H141V27H139V25H141V22H139L138 20V22L140 23H138L137 21H136ZM16 20V21H15ZM26 21V22H28V26H29V24H30V26L29 27H31V25H32V23H33V21H35L34 23H33V28L34 29H29V27L27 26V24H25L26 22L24 21V22H20V21ZM46 20H48V23L50 24V26L53 24L54 25V23H56V25L54 26V28H52V27H50L49 26V24L47 23V21ZM63 20V21H62ZM65 20L67 21V22H65ZM70 20H73V21H70ZM77 20V21H76ZM86 20V19H85ZM98 21V23H97V21ZM116 20H119V22H123V23H119V22H117ZM261 22H263L262 24H261V30L260 31H258L257 30V25H254V24H251L252 26H251V28H250V34L249 35H251L250 36V41H249V43H248V40H247V36H246V34H247V32H246V34L245 33H243V31L241 30V32L243 33V34H245V36L240 32V29H238L239 31V34H242L243 36H244V38H246L245 40L243 39V36L241 35L240 37H241V42H239V43H245V42H247V44H245V45H247L248 47L247 48H249L250 49V51L252 52V53H254L255 54V52L257 51L258 52V55L259 56H261L262 57V59L264 60V17H262L261 19ZM37 21V22H36ZM54 21V23H52ZM62 21V22H61ZM112 21V22H111ZM114 21H116L115 23H114ZM124 21H126V26L128 25H130L129 26V28H128V26H127V30L129 29H131L130 31H123V30H125V28L122 30L121 29V27H123V24H124V27H126L125 26V22ZM131 21V22H130ZM4 22H5V24H4ZM18 22H20V25L18 26ZM32 22V23H31ZM39 22V23H40ZM70 22V25L72 24L73 25V23H74V26L76 25L77 26V28H72V26H70L69 24H67V23H69ZM75 22H76V24H75ZM87 22H88V25H87ZM95 22L97 23L96 24V26L98 27H96V26H94L93 27V25L95 24ZM129 22V23H128ZM133 22V23H132ZM134 22H137V24L135 23V25L137 26L138 25V27H136L135 25H134ZM150 22H153V24L152 23H150ZM240 21H238L237 23H239ZM21 23L24 25V27L26 28V29H28L27 30V33H30L31 34V32H33L32 30H34V34H36V33H38V32H40V30L38 29V27L39 28H42V33L44 34L43 35V37H42V35H41V32H40V34L38 35L37 34V38L35 37L36 35H34V37L36 38V39H39L40 37V35H41V39H39V41L38 40H33L34 38H33V36H32V34L29 36V34H28V36L29 37H27V40H25L26 39V37H25V35L27 36V34H26V30H25V28L24 29H22L23 28V26L21 25ZM38 23V24H39ZM52 23V24H51ZM61 23H63V24H61ZM67 24V26H66V24ZM86 23V26H84V24ZM92 23H94L93 25H92ZM116 24L117 26L115 27L114 26V24ZM117 23H119V24H117ZM160 23V24H159ZM37 24V25H38ZM46 24H48V25H46ZM89 24H91V25H89ZM122 26H121V25ZM52 25V26H53ZM63 25V28L61 27ZM79 25L80 26H82L83 25V27H79ZM160 25V26H159ZM8 26V27H7ZM17 26H18V28L20 29V31H19V29H17ZM22 26V27H21ZM41 26V27H40ZM87 26H88V28H87ZM90 26V27H89ZM119 26H121L120 28H119ZM135 26V29H142L144 26H145V29H146V27H148V26H150V29L152 28V30H155V33L154 32H151L152 30H147L148 32H146V30L144 29V32H145V36L146 37H151V39H149L148 38V40H145L144 39V41L143 40H141L142 38H140V37H137L136 35L137 34H133L132 32H133V29L131 28V27H134ZM153 26V27H152ZM158 26V27H157ZM246 26V27H245ZM254 26H256V27H254ZM21 27V28H20ZM35 27H37V29L35 28ZM47 27H48V29H49V27H50V29H55V30H53L54 31V33H56V34H54L53 33V31H52V34H46L47 32ZM59 27H61V28H59ZM65 27H67V30L65 29V30H62V29H64ZM92 27L94 28V29H92ZM118 27V28H117ZM7 28H8V30H7ZM68 28H69V30H71V29H73V30H71V31H69L68 30ZM71 28V29H70ZM86 28H87V31H86ZM90 28H91V30H94V31H90ZM149 28V27H148ZM240 28V27H239ZM6 29V32L4 31ZM36 29V30H35ZM59 29H61V30H59ZM75 29V30H74ZM79 29V30H78ZM81 29H82V31H83V29L85 30L84 31V36H83V33L82 32H80L81 31ZM134 29V30H135ZM241 29H242V27H241ZM17 30H18V33H19V35H17ZM23 30H24V32H23ZM57 30V31H56ZM58 30H59V32L60 33H58ZM143 30V29H142ZM252 30V31H251ZM257 30V31H256ZM22 31V32H21ZM31 31V32H30ZM51 30H49L48 32L49 33H51L50 32ZM64 32V36H63V32ZM65 31H67L66 33H65ZM72 31H76L75 33L77 34H75L76 36L74 37V32L72 33ZM141 30H135L134 31V33H137L138 32V36L139 35H141V37H143V38H146L145 36H144V32L143 31H141ZM21 32V33H20ZM36 32V33H35ZM70 32V33H69ZM86 32H89V33H86ZM93 32V33H92ZM128 32H130L132 35H133V37H134V35H135V37H137V38H133V40L131 39V37H130V33L129 34H127ZM142 32H143V34H142ZM156 32H157V34H156ZM257 32V33H256ZM7 33V34H6ZM22 33H24V36H23V34ZM58 33V34H57ZM68 33H69V35H71V36H73V37H71V38H73V39H71V40H69V38H68V41H65V40H67V38H65V36L67 37L68 36ZM82 33V34H81ZM139 33H141V34H139ZM149 35H148V34ZM259 33V34H258ZM62 36L61 37V40H63L64 41V43L61 41H59L60 43H62V44H64V49H65V47L67 48V46H68V48H69V46H70V48H69V50L67 51L66 49H65V51H67V53L65 52V51H63L64 49H62L63 48V46L62 47H60L62 44H59V46H58V44L56 45V43H57V40L55 39V37H56V35H58L59 36V38H60V35ZM79 34V35H78ZM154 34H156V35H154ZM252 34H254V36H255V34H257L255 37L252 35ZM21 35H22V40L21 39H19V37H21ZM53 36V37H48V36ZM84 37H82V36ZM88 35V36H87ZM45 36V37H44ZM85 36H87V37H85ZM258 36V37H257ZM14 37H16V38H14ZM17 37H18V39H17ZM23 37L25 38L24 40H23ZM30 37H32L31 38V40L33 41V42H31V40H29L30 39ZM77 37V38H76ZM156 37V38H155ZM256 37H257V41H256ZM48 38H50V39H48ZM57 38V37H56ZM75 38L77 39V40H75ZM79 38V39H78ZM80 38H82V40H80ZM139 38V39H138ZM153 38H155V39H153ZM255 38V39H254ZM42 39H45V40H47V41H45V40H42ZM54 39L56 40L55 42L56 43H54L53 41H54ZM137 39H138V42H137ZM252 39L253 40H255V42L253 41L252 42ZM19 40H21L22 42H20ZM29 40V41H28ZM51 40H52V43H50L49 44V42H51ZM58 40H60V39H58ZM79 40V41H78ZM84 40V41H83ZM134 40H135V42H134ZM141 40V41H140ZM150 40H152V41H150ZM157 40H158V42H157ZM242 40H243V42H242ZM25 41H26V43H25ZM27 41L28 42H31L30 43V45H32V46H35L34 44H35V42L37 41L38 42V44H37V48L36 47H33V50H38V45H40V47L41 46H43L44 45V42L43 41H45V43H47L48 42V45L47 44H45L44 46H46V47H49V45H50V50L52 49V47L54 48V49H52L51 51H49V49L48 48H44V46L43 47H41L40 48V52H39V50L37 51L38 53H40V55H41V57H38V56H40V55H38L37 57H38V59H39V61H40V58H42L41 60V63H40V65H37V64H39V62H37L38 61V59H37V57H35L36 55H37V52H35V51H33L32 50V47H30V48H28V43H27ZM41 41V42H40ZM70 41V42H69ZM72 41V42H71ZM73 41H75V44L76 45H74L73 46ZM77 41L79 42V43H77ZM150 43H149V42ZM258 41H259V43H258ZM19 42V44L21 45V43H23V45H24V47L21 45V47L23 48V50H26L25 51V53L26 52H29V51H31V54H33V55H35V56H33L32 55V57H31V55L30 54H28L27 53V55H30L29 57H31V59L29 58V57H27V55L26 54H24V52L22 51V49L20 50V51H22V52H20L19 50H18V48H21V47H17V45H19V44H17ZM71 44V45H69V43ZM134 42V43H133ZM140 42V43H139ZM143 42V43H142ZM147 42V43H146ZM258 43V45L257 44H255V43ZM33 43V44H32ZM42 43H43V45H42ZM54 43V44H53ZM67 43V44H66ZM250 43L252 44V45H250ZM249 44V45H248ZM254 44H255V46H254ZM262 44V45H261ZM27 45V49H26V46ZM29 45V46H30ZM53 45H55V46H53ZM78 45V46H77ZM256 45L258 46V48L260 49H256V50H253L254 48L253 47H256ZM76 46H77V48H76ZM250 46H251V48H250ZM60 47V48H59ZM72 47V48H71ZM74 47V48H73ZM261 47V48H260ZM25 48V49H24ZM55 48H58V50L60 51V49H62V51H60V53H59V51L58 50H56ZM67 48V49H68ZM158 48V49H157ZM29 49V50H28ZM46 50V51H44V50ZM160 49H161V47H160ZM249 49H247L248 50V52H249ZM58 51V53H59V55L56 53V51ZM71 50V51H70ZM254 52H253V51ZM44 51V53H45V55H44V53H42ZM48 51V52H47ZM55 51V52H54ZM69 51H70V54H69ZM36 54H35V53ZM50 52V53H49ZM53 54H52V53ZM82 52H84V53H82ZM250 52V53H251ZM256 52V53H257ZM260 52H261V55H260ZM19 53V54H18ZM47 53L49 54V55H47ZM56 53V54H55ZM66 54L67 56L65 57V55L64 56H61L60 57V54ZM88 53H89V56L91 55V57H89L88 56ZM161 53V50H160V52L158 53V54H160ZM251 53V54H252ZM22 54H24V55H22ZM52 54V55H51ZM156 56H154V55ZM18 55H20L21 57H20V59H22V67L20 68L19 66H21V62H20V60L18 61V59H19V56ZM25 55H26V58L27 59H30V61L29 60H27V59H24L25 58ZM51 55V56H50ZM44 57V59H43V57ZM46 56H49V57H46ZM55 56H57V57H59V58H62V57H65V58H62L61 60H67V62L65 61L64 62V60L63 61H61L59 58H58V60L60 61H56V57ZM152 56H154V57H152ZM160 56H161V54H160ZM23 57V58H22ZM34 57H35V59H34ZM54 57V59H52ZM159 57V58H158ZM254 57V56H253ZM56 58V59H55ZM85 58L88 60L87 62H85L86 60H85ZM92 59V64H95V66L94 65H92L91 64V60L89 61V59ZM150 59V61L151 62H149V61H147V59ZM153 58L156 60H154L153 61ZM252 58V57H251ZM45 59H51V61H52V63H54L53 61L55 60V64H57V63H60V65H62V62L64 63L62 66L63 67H65V68H63V70H62V66H60L59 64H57L56 66H53L52 67V65H54V64H52V65H50V67H48V69L46 68L47 66H49V64H51V63H49V60H48V62H46L45 61ZM140 59V60H139ZM146 59V63H148V67L151 69V70H149V68L147 67L146 68V63H145V61H143V60H145ZM158 59V60H157ZM24 60H26V61H24ZM34 60L37 62V64L35 65V69H33L34 68V66H33V62H34ZM44 60V61H43ZM80 61V64L81 65H79V63H77V65H76V70H77V68H78V70L76 71L75 69V75L73 74V73H71V72H69V71H73L72 70V68H74V65H73V62L74 61ZM83 60V62H81ZM139 60V61H138ZM142 60V61H141ZM27 61H29L28 62V64H26V62ZM50 61V62H51ZM69 61V62H68ZM18 62H20V63H18ZM32 62V63H31ZM44 62L46 63V65L44 64ZM95 62V63H94ZM138 63V62H140L139 64H137V65H139L140 67H143L144 68V70H146V72L145 73H143L144 71L143 70H141L137 65H135V66H133V63ZM141 62H143L142 64H141ZM152 62H154V63H152ZM25 63V64H24ZM66 63H68V64H66ZM75 63V62H74ZM82 63H83V65H82ZM33 66V68L31 67V65ZM68 65V67L66 68V65ZM72 64V65H71ZM84 64H85V67H87L85 70L87 71L88 69H89V67H90V70L92 69L91 67H93V69H92V74L90 75V73L91 72H89V76H88V72H85V70L83 69V73H80V72H82V71H80L79 72V68H80V70H81V67H83L84 68ZM89 64H90V66H89ZM146 64V65H145ZM150 64H152V66L150 65ZM264 61H263V63H262V71L264 72ZM19 65V66H18ZM27 67V68H25V66ZM30 65V66H29ZM87 65V66H86ZM145 67H144V66ZM157 65V66H158ZM19 67V69H21L20 70V73H19V70H18V67ZM24 66V67H23ZM40 66V67H39ZM42 66H44L45 67V69L42 67ZM57 66H59L60 67V69H58L57 68ZM153 66H155V67H153ZM29 67H31V68H29ZM43 68V70H46L47 71V73H48V71L50 70V73L49 74H47V75H45V77L42 79V77L44 76V74L43 73H46V71L45 72H43V70H41L42 68ZM57 68L58 70H56V69H54V68ZM151 67H153L154 69H155V71L151 68ZM27 70V72L25 71V69ZM28 68L29 69H32L33 71L32 72H34V73H32L31 72V74H29L30 72H28ZM41 68V69H40ZM50 68V69H49ZM52 68V69H51ZM70 68V69H69ZM135 69L136 70V68H137V70H136V72L137 71H139V73H135V71L134 70H132V69ZM139 68V69H138ZM142 68V69H143ZM22 69H24L23 71H22ZM37 69L38 70H41V71H37ZM53 69L55 70L54 72H53ZM37 72H36V71ZM52 70V71H51ZM60 70V71H59ZM69 70V71H68ZM141 70V71H140ZM16 71H18V72H16ZM29 71H31V70H29ZM56 71L58 72V73H56ZM64 71V72H63ZM66 71H67V73H66ZM134 71V72H133ZM151 71H154V73L156 72V74L155 75H153L152 73H151ZM26 72V73H25ZM41 72H42V74H43V76H42V74H41ZM51 72H53V73H55V74H59V75H56V76H53V75H55V74H52V78H51V76H49V75H51ZM77 72V73H76ZM140 72H142L143 74H145L144 76H152V78L150 77H147V78H144L143 76V81L141 80V78L142 77H140ZM149 72V73H148ZM157 72H158V74H157ZM18 73V74H17ZM22 73H24V74H26V75H28V77L26 76V75H22ZM37 73V74H36ZM87 73V76L85 77L84 76V78H83V76L82 75H85ZM135 73V74H134ZM34 74L35 75H37V76H34ZM39 74L42 76H39ZM67 74V75H66ZM71 74L73 75L72 76V80L74 81V85H72L71 83H72V80H71V78H69V76H71ZM76 74H78V76H76ZM82 74V75H81ZM136 74H140L139 75V77H135L134 75H136ZM147 74V75H146ZM149 74V75H148ZM151 74V75H150ZM18 75H22L23 77H21V76H19V77H21V79H22V83L23 82H25L26 81V84H24V85H27V82L29 81V84L27 85V87L30 85V83L31 82H33L34 84H35V87H36V83H35V81L36 80H33V78L32 77H34V79L36 78V79H38L37 77L39 76V78H41L42 80H44L45 78L46 79H48V78H50V79H48L47 81H46V79H45V81H41V84H37V86L38 85H40V88L39 87H37L36 89H34L35 91H33L34 93H32V91H30L29 92V89L31 88V90H32V87L33 88H35L34 86H32V87H26V86H23V84H21V82H20V84H21V86H20V84H16L17 86H16V88H15V82L16 83H19V82H17V80L18 81H21V79L20 78H18ZM31 75H33V76H30ZM81 75V76H80ZM138 75H136V76H138ZM157 75V76H156ZM17 76V77H16ZM47 76H49V77H47ZM57 76H58V79H57ZM77 78H79V80H77V81H79V82H77L76 80H74V79H76L75 77ZM92 76V77H91ZM94 76H96V77H94ZM154 76H155V78H154ZM17 78V80H16V78ZM32 78V80L33 81H31V79L30 78ZM61 77H62V79L63 78H66L65 80L63 79H61ZM74 78V79H73ZM88 78H90L91 80L90 81H92L93 83L96 81H98L97 83L95 82L94 84H92L90 81H89V79ZM93 78H96V79H93ZM139 78V79H138ZM24 79H26L25 81H24ZM58 80V82L60 81V83L61 84H56V82H54V83H52L53 81H57ZM63 81V83L61 82V80ZM82 79H87V80H85L87 83L85 84V83H82V82H84V80L83 81H81ZM137 79H138V81H137ZM147 79V82H152V84L154 83L153 82V79H155V84L154 85H156V83H157V81H159L160 82V84H159V82L157 83V86H154V87H152V88H150L151 86H152V84L151 83H147L145 80ZM71 80V82H70V84H66V83H68L69 81ZM157 80V81H156ZM38 81V82H37ZM36 82L37 83H40V79H38ZM77 83H79V84H76V82ZM42 82H43V84H42ZM48 82H50V89L49 88H45V87H47V84H45V83H48ZM80 82H81V84H80ZM89 82H90V85L92 84V85H94L93 87H92V89H89L90 87H87L88 85H89ZM136 82H137V84H136ZM141 82H143V83H141ZM140 83H141V85H140ZM147 85H146V84ZM34 84H32L31 83V85H34ZM49 84V83H48ZM56 85L55 86V88L58 86V90L57 89H55L54 88V86L53 85ZM88 84V85H87ZM143 84V85H142ZM144 84L146 85L145 87H143L144 86ZM148 84H149V87H147L148 86ZM159 84V85H158ZM65 85V86H64ZM66 85H67V87L70 85V87L69 88H71L72 86H73V88H75V90H73L72 88L71 89H69V88H67L66 87ZM75 85H79V87L78 86H75ZM81 85H83V86H81ZM85 85V86H84ZM99 85V86H98ZM21 87L20 88V91L24 88V87H26L25 88V90L24 91H19V89H18V87ZM51 86H53V88L56 90V91H53V89L51 88ZM59 86H61V87H59ZM80 86H81V88H80ZM98 86V87H97ZM136 86V87H135ZM142 86V87H141ZM67 89H66V88ZM78 87V88H77ZM85 87L86 89H88V90H90V91H88L89 93H85V92H87V91H85L83 88ZM94 87H96V89L94 88ZM135 87V88H134ZM138 87V88H137ZM156 87V88H155ZM79 89L78 91H77V89ZM134 88V89H133ZM144 89V90H142V89ZM148 88V89H147ZM150 88V89H149ZM155 88V89H154ZM27 89V90H26ZM52 89V90H51ZM63 89H64V91H63ZM82 89V91H80ZM94 89V90H93ZM135 89H136V91H135ZM137 89H140V90H137ZM154 90V91H152V90ZM263 90H261V91H264V88H262ZM16 90H18V92H17V94H16ZM46 90H48V93H47V91ZM49 90H51V92L49 91ZM70 91V90H72V92L73 91H77L76 93H75V95L73 96V95H69L70 97H72V98H74L75 96H77L78 97V99L80 100L79 102L81 103V99L79 98V94H82L83 95V90H84V93L86 94H84V96H87V98H85L84 96H80V97H82V102H84V104L82 103V104H80V103H78L76 100H74V99H71L68 95H66L67 93L69 94V92H67V91ZM142 90V91H141ZM148 90V91H147ZM27 91V93L29 94H32V95H28L27 93H25ZM44 91H46V93L44 92ZM52 91L55 93V94H53L52 93ZM60 91H62V92H60ZM80 91V92H79ZM151 91V92H150ZM19 92L20 93H22V94H24V95H26V98H25V100H24V102L22 101L23 100V98H22V94H20V95H22V96H19L18 94H19ZM37 92H38V94H37ZM43 92L45 93V95L43 94ZM63 92H67L66 94L65 93H63ZM71 92V91H70ZM72 92H71V94H72ZM79 92V93H78ZM82 92V93H81ZM142 92V93H141ZM150 92V93H149ZM153 92H156V94H154ZM158 92V93H157ZM57 93V94H56ZM63 95H62V94ZM74 93V92H73ZM149 93V94H148ZM152 93H153V96H151L152 95ZM35 94H37V96L35 95ZM43 94V95H42ZM47 94H48V96H51V94L53 95V96H51V97H49V99H47L48 98V96H47ZM61 94V95H60ZM262 94L264 95V92H262ZM120 95H121V97H120ZM125 96V99L127 100L126 101V103H129L130 104V107H129V104H126L125 103V101L123 102V98L122 97H124ZM145 95V96H144ZM150 95V96H149ZM156 95V96H155ZM18 97V102L19 103H21V104H16L17 102V97ZM28 96H31V97H28ZM42 97V99H44V101H45V97H43V96H46L47 98H46V101L47 100H49L50 101V105L52 106V104L55 102V104H53V106L51 107L50 105H49V101H47V103H46V101H45V103H39L38 101L41 99V97ZM59 96H61L60 98H61V100L62 101H64V100H66V102H67V100L68 101H70V99L71 100H73V101H70V103L68 104V103H66L65 101L61 104V106L60 107H58V104L60 105V103L62 102L61 100V102H59L58 101V104H57V100H58V98H59ZM65 96H67V97H69L70 99H67V97H65ZM91 97V99H90V97ZM127 96V97H126ZM15 97H16V101H15ZM58 97V98H57ZM65 97V98H64ZM77 97H75V98H77ZM88 97H89V99H88ZM144 97H145V99H144ZM146 97H147V99H146ZM156 97H158V98H156ZM19 98H21V99H19ZM32 98V99H31ZM51 98V99H50ZM59 98V99H60ZM121 98V99H120ZM149 98H150V100L151 99H153V101L156 103H153L154 105H152V100L150 101V102H148L149 101ZM14 99V103H13V100ZM28 99V100H27ZM29 99H30V101L32 100V102H30L29 101ZM57 99V100H56ZM64 99V100H63ZM89 101H88V100ZM94 99V100H93ZM144 99V100H143ZM20 100V101H19ZM52 100H54V101H52ZM146 100H147V102H146ZM156 100H157V102H156ZM11 101V102H10ZM22 101V102H21ZM27 101V102H26ZM40 101H42V100H40ZM74 101H76L77 103H78V105L80 104V107H82L83 109H81V108H79L78 107V105L77 106H75L77 103H75ZM120 101H122V103H125L126 104V106H125V104H123V106H122V104H121V102ZM16 102V103H15ZM30 102V103H29ZM36 102H38L37 104H36ZM73 102V103H72ZM91 102H93L94 103V105L91 103ZM133 102L136 104H133ZM12 103H13V105H12ZM27 103H29V104H27ZM75 103V104H74ZM92 105H91V104ZM121 104V106H117V105H119V104ZM151 103V104H150ZM41 104V105H40ZM43 104V105H42ZM57 104V106H54V105H56ZM71 104V105H70ZM74 104V105H73ZM10 105V106H9ZM13 106V108H10V107H12ZM40 107H38V106ZM111 105V106H110ZM128 105V106H127ZM152 105V106H151ZM156 105V106H155ZM9 106V107H8ZM15 106V107H14ZM23 106V107H22ZM38 108V110H36L37 108ZM49 106L51 107V109H55L56 110V108H57V110L55 111V110H53V111H51V109L49 110ZM74 107V108H72V107ZM152 107V109H151V107ZM19 107H21L20 109H18ZM33 107V108H32ZM56 107V108H55ZM69 107H71L72 109H73V111H72V109L71 108H69ZM153 107H155L156 109L154 110L153 109ZM6 108H10V110L11 111H8V109H6ZM18 110H17V109ZM64 108H68L67 110H65ZM75 108L78 110L79 109V111H77V110H75ZM127 108V109H126ZM12 109L13 110H16V111H13V113H12ZM24 109V110H25ZM59 109L60 110H65L64 112L62 111V114L64 113H66V111H67V113H70L71 111H72V113L74 112V114H70V115H72V117L71 116H68L69 118H67V119H64V118H66L67 117V115H69V114H65L64 116H62V114H60L61 115V117L60 118H57L58 117V113L59 112H61V111H59ZM70 109V110H69ZM147 111H151V110H153V112H150L151 114H153V116H152V118L154 119H151V115H150V113H148V112H146L145 113V111L146 110ZM159 109V110H158ZM32 110V111H31ZM33 110H35V111H33ZM112 110V109H111ZM124 110H126V112H124ZM68 111H70V112H68ZM75 111L77 112V114H78V116H77V114L75 113ZM128 111V112H127ZM141 111V112H140ZM154 111H156V113L154 112ZM6 112H9V113H6ZM54 112H57V114L58 115H55L54 114ZM106 112V113H105ZM112 112H115V110H112ZM2 113H4V114H2ZM10 113H12V116H11V114ZM15 113V114H14ZM20 113V112H19ZM126 113V114H125ZM145 113V114H144ZM76 114V116H74ZM106 114V115H105ZM2 115H4L3 117H2ZM8 117H7V116ZM12 117H10V116ZM27 115V114H26ZM134 115H136L135 116V118H134ZM150 115V116H149ZM34 116V115H33ZM34 116V117H35ZM76 117L77 118V120H78V123H77V120H76V118H74V117ZM103 116H104V119H105V121H104V119L102 120V118H103ZM147 116H148V118H147ZM154 116H156V118L154 117ZM166 116V115H165ZM7 119H6V118ZM10 117V121L13 119L14 121H16V122H14L13 120V124L12 123H10V121H9V118ZM16 117H19V116H16ZM79 117V118H78ZM91 117H94V120L95 121H92L93 120V118H91ZM128 118V119H126V118ZM172 117H173V115H172ZM3 118H5V120L3 119ZM20 118V117H19ZM89 118V119H88ZM2 119H3V121L5 122V125L6 126H4V125H2V124H4V122H2ZM43 119H44V122H45V120H47V122H45L46 124L48 123V126L45 124V126H42L41 127V129H42V131H41V129H40V126H39V124L41 123H43ZM59 119H61V120H59L60 121V124H58L59 123V121L58 120ZM71 119V121L69 122V120ZM81 119V120H80ZM135 119V120H134ZM8 120V121H7ZM25 120H27V116H26V119ZM40 120H42V122L40 121ZM73 120H75V121H73ZM85 120V121H84ZM87 120V121H86ZM100 120V121H99ZM132 120H133V122H132ZM58 121V122H57ZM72 121H73V124H71L72 123ZM82 121H84V122H82ZM91 121L92 122H94V123H91ZM96 121H97V123H100V124H98V125H96L97 123H96ZM106 122L105 124H102L101 122ZM140 121V122H139ZM148 121V122H147ZM2 122V123H1ZM37 122V121H36ZM40 122V123H39ZM57 123V124H52V123ZM8 125H7V124ZM82 123H84V124H82ZM11 124V125H10ZM40 124V125H41ZM66 124H68V125H66ZM91 124H92V126H91ZM95 124V125H94ZM135 124V125H136ZM43 125V124H42ZM64 125V126H63ZM76 125H77V127H76ZM86 125H88V124H86ZM94 125V126H93ZM102 125H103V127L105 126V125H107V127H105V128H103L102 127ZM53 126V127H52ZM64 128H63V127ZM95 126H101L100 127V129H96V127ZM132 126V125H131ZM2 127V128H1ZM9 127H11V129H12V127H13V129L12 130H14V128H15V130L14 131H16V133H17V131H18V133L17 134H14L13 133V135H14V139H12L13 138V136H11V137H9V138H7V132L9 133V134H12L10 131H12L11 129H9ZM46 127L47 129H44V128ZM51 127V128H50ZM70 128H69V130H70V132H72L71 130H74L75 128H73L72 126H69ZM83 127V126H82ZM88 127H87V129H88ZM71 128H73V129H71ZM84 128H85V126H84ZM51 129V130H52ZM64 129V130H63ZM106 129V130H105ZM10 130V131H9ZM36 130H35V132H36ZM62 130V131H61ZM64 131V132H63ZM13 132V131H12ZM70 132L68 131V133H69V136H70ZM21 133V134H20ZM28 133H30V131L28 132ZM31 133H33V132H31ZM41 133L43 134V136H41ZM110 133V134H109ZM8 134V135H9ZM40 134V135H39ZM6 135V136H5ZM148 135V136H147ZM16 136H18V137H16ZM41 136V137H40ZM17 139H16V138ZM21 137H24V136H21ZM20 137V138H21ZM39 137H40V139H39ZM43 137V138H42ZM11 138V139H10ZM140 138V139H141ZM6 139H8L7 141V143L5 144V141H6ZM16 139V140H15ZM28 139V138H27ZM175 138L174 137H172V138H170V140H174ZM10 140H11V142H10ZM14 140V141H13ZM29 140V139H28ZM44 141V140H43ZM132 143V145H136L135 143H134V141L133 142H131ZM16 144H15V146H16ZM2 145H3V147H2ZM5 145V146H4ZM9 147H10V145H9ZM12 147H13V149H14V145H12ZM11 149V148H10ZM13 149H11V151L15 154V152H19V148H18V150L15 148V150H17V151H15L14 152V150ZM2 151V150H1ZM28 151V150H27ZM26 151V153L29 155V158H28V165L29 166H34L35 164H37V160L35 161V160H33V158L35 157V155H34V153H31V152H27ZM16 153L17 154V159H18V161L20 160L19 158H18V154L19 153ZM13 153L12 154H9V156L8 157H10V160L12 161H14V158H16L15 157V155H14V158L13 157H11V156H13ZM30 153V154H29ZM27 155V156H28ZM34 156V157H32V159H31V157L30 156ZM12 158V159H11ZM25 158H26V160H27V157L25 156ZM29 159H31V160H29ZM36 159V158H35ZM82 159V162L85 164V165H87L88 163H89V159H88V156L87 155H84L83 156V158H80L79 160H81ZM134 159L137 161V163H135V161H134ZM25 160V161H26ZM33 160V161H32ZM15 161H17V160H15ZM17 161V162H18ZM21 161V160H20ZM32 162V163H31ZM70 163H71V161H70ZM61 164V163H60ZM62 165V164H61ZM60 165V166H61ZM54 166H56V165H54ZM52 167L51 168V170L49 171V177H50V181H48L47 183H46V185H45V187H43L41 184H39V182H38V184H39V186H38V193L40 194V196H38V198H37V204H41L42 206V209H41V207H40V205H37L38 207H40V208H38V215H37V217H35L34 219H35V221H41L42 222V225L43 226H45V224H49V226L50 225H52V227H54L53 228V230L51 231V232H54L55 230H56V227H55V225L56 226H58V227H61V225H62V223H63V219H62V216H61V213L58 211L59 209H60V206L58 205L59 203H61V204H63L64 203V201H66V200H68L69 199V196L67 195L68 194V192H74V189H75V186H76V184H75V178H76V173L78 172V170H77V168H76V163H71L70 164V170L68 169V172L66 171V170H57V168L56 167ZM88 166V165H87ZM31 167V168H32ZM42 174V171L41 172H39V174L38 175H36V176H38V177H40V176H42L41 175ZM69 174V175H68ZM65 175H67V176H65ZM36 176H34V177H32V178H30V180H32V179H37V177ZM32 182H33V180H32ZM14 189V188H13ZM15 190H17L16 191V193H18V195H19V197L17 196V197H15V196H12V194L11 193H9L8 192V190H7V188H5L3 185H0V196L2 197V198H7V196H8V198H9V200H10V202H9V204H8V206L6 207V208H4V205H3V207H2V209L3 210H10V211H12L13 212V215L9 218V219H7V220H5V222H1L0 221V230H2V229H5V228H8V226H11L12 224H14L18 219H20V217H21V219H23V217L20 215V213L25 209V204H26V199H25V194H22V193H20L21 191V189H14V191ZM130 192V191H129ZM27 193H30V191L29 192H27ZM63 193V194H62ZM31 205V204H30ZM113 206H114V208H116V204H113ZM63 213V212H62ZM193 220V218L191 219V221ZM199 222V221H198ZM198 222H194V224H193V227H191L190 228V231H189V233H193V234H199V238H201L200 236H203V234L202 233H200V231H201V228H197V225H198ZM5 226V227H4ZM2 228V229H1ZM57 232H58V228H57ZM198 236V235H197ZM189 240L191 241V246H190V248L191 249H193V251L195 252V250L197 251V250H200L201 248H199V247H201V245H203V241H202V239L200 240V239H196L194 236H192V237H190L189 238ZM15 244H14V242H13V240H10L9 238L8 239H5V241H4V243H2L1 245H0V252H4V251H7V252H9V253H11L12 255L14 254V252H15ZM189 249V248H188ZM4 250V251H3Z\"/></svg>","mask_w":264,"mask_h":264}]
</instances>
